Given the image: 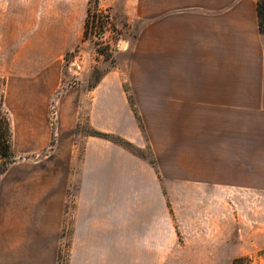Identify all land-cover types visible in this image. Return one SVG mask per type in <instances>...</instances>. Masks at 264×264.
Instances as JSON below:
<instances>
[{
	"label": "rangeland",
	"instance_id": "obj_1",
	"mask_svg": "<svg viewBox=\"0 0 264 264\" xmlns=\"http://www.w3.org/2000/svg\"><path fill=\"white\" fill-rule=\"evenodd\" d=\"M98 3L103 27L90 25L83 38L88 0H0L19 14L15 23L13 11L5 16V39L38 65L52 59L54 82L53 182L36 214L22 209L32 222L13 246L36 243L42 264H230L241 255L264 264V187L191 177L214 129L188 97L165 94L159 0ZM227 123L211 157H236V111ZM13 160L0 156V173Z\"/></svg>",
	"mask_w": 264,
	"mask_h": 264
},
{
	"label": "crops",
	"instance_id": "obj_2",
	"mask_svg": "<svg viewBox=\"0 0 264 264\" xmlns=\"http://www.w3.org/2000/svg\"><path fill=\"white\" fill-rule=\"evenodd\" d=\"M10 11L15 23L19 15L15 9H0V117L7 115L14 159L0 173V223L5 225L0 264H42L36 243L27 248L13 245L20 238L21 224L32 222L31 211L27 215L22 209L34 208L36 214L39 195L53 182V155L47 149L53 135L47 122L53 66L52 59L49 67L43 58L41 64L34 63L29 48L5 39V16ZM159 15L165 94L188 97L189 110L201 113L206 128L214 129L210 138L208 130L205 133L206 156L193 155L191 177L263 188L264 32L258 29L256 0H159ZM235 111L236 157L223 160L217 151L211 157L209 145L221 148L224 140L219 134L224 135L229 113Z\"/></svg>",
	"mask_w": 264,
	"mask_h": 264
},
{
	"label": "trees",
	"instance_id": "obj_3",
	"mask_svg": "<svg viewBox=\"0 0 264 264\" xmlns=\"http://www.w3.org/2000/svg\"><path fill=\"white\" fill-rule=\"evenodd\" d=\"M102 13L99 8L98 0H88V7L86 9V16L83 23V38L86 36V32L89 26H93L94 29L101 30L103 22L97 20L98 14ZM256 13L258 19V29L261 33L264 32V0H256ZM108 17V15H106ZM99 34V32H97ZM100 36V35H99ZM8 123L3 126L2 119L0 118V156L7 158L11 155L9 142H8ZM261 256L264 258V249L261 251ZM230 264H253V259L248 255H241L232 258Z\"/></svg>",
	"mask_w": 264,
	"mask_h": 264
}]
</instances>
